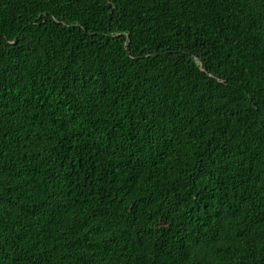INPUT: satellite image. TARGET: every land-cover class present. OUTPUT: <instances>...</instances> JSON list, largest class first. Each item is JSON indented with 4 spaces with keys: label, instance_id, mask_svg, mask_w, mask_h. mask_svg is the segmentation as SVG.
Listing matches in <instances>:
<instances>
[{
    "label": "trees",
    "instance_id": "1",
    "mask_svg": "<svg viewBox=\"0 0 264 264\" xmlns=\"http://www.w3.org/2000/svg\"><path fill=\"white\" fill-rule=\"evenodd\" d=\"M0 264H264V0H0Z\"/></svg>",
    "mask_w": 264,
    "mask_h": 264
}]
</instances>
